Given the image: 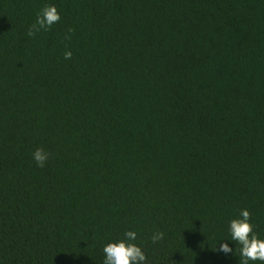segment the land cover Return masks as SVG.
Listing matches in <instances>:
<instances>
[{"label": "trees", "instance_id": "trees-1", "mask_svg": "<svg viewBox=\"0 0 264 264\" xmlns=\"http://www.w3.org/2000/svg\"><path fill=\"white\" fill-rule=\"evenodd\" d=\"M243 208L264 237V0H0V264L127 230L145 264H239Z\"/></svg>", "mask_w": 264, "mask_h": 264}, {"label": "clouds", "instance_id": "clouds-1", "mask_svg": "<svg viewBox=\"0 0 264 264\" xmlns=\"http://www.w3.org/2000/svg\"><path fill=\"white\" fill-rule=\"evenodd\" d=\"M60 19L57 7L49 4L41 10V14L37 17V24L41 28L51 27ZM64 55L65 59H69L72 53L66 51ZM47 158V154L42 149H37L33 153V159L41 167L44 166ZM228 232L230 239L220 240L223 243H219L218 251L238 256L239 264H249L250 261H260L261 264H264V237L256 233L251 213L247 208L241 209L237 217L229 220ZM137 235L135 230H127L124 232L123 238L107 242L103 247V264H145L146 254L142 247L135 243ZM151 239L155 243L163 239V233L155 232ZM233 243L235 250L232 246Z\"/></svg>", "mask_w": 264, "mask_h": 264}]
</instances>
